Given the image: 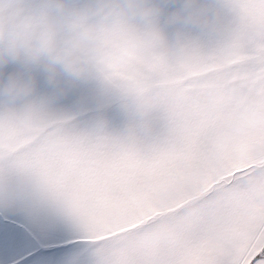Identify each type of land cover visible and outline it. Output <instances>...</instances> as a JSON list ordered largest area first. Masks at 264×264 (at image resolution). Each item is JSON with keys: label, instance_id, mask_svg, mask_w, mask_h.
I'll return each instance as SVG.
<instances>
[{"label": "snow or ice", "instance_id": "1", "mask_svg": "<svg viewBox=\"0 0 264 264\" xmlns=\"http://www.w3.org/2000/svg\"><path fill=\"white\" fill-rule=\"evenodd\" d=\"M98 7L0 0V264H264V0Z\"/></svg>", "mask_w": 264, "mask_h": 264}, {"label": "crops", "instance_id": "2", "mask_svg": "<svg viewBox=\"0 0 264 264\" xmlns=\"http://www.w3.org/2000/svg\"><path fill=\"white\" fill-rule=\"evenodd\" d=\"M53 4L57 5L56 2L57 0H52L51 1ZM127 3H133L134 0H126ZM114 3L119 4L120 0H114ZM104 9V5L101 3L100 6L97 8V10H101ZM188 19L193 20V19H199L198 17H196L195 15L190 14L188 17ZM34 27L32 21H27L25 23V25L23 27H20L19 25L13 23L11 26V30L13 31L14 35V39H12L9 44H8V48L7 51H11V48L13 47L15 50L17 49L20 53V50L23 46H25L28 43V37H27V32L29 30H31ZM69 27H73L72 24H69ZM92 27V26H91ZM9 28V24L7 19L0 15V35H2L6 30H8ZM90 26H86L85 29L83 30V35L85 36V34L90 35V36H86L89 39H96L95 37H91V36H96V32L94 31V29H92V31L90 30ZM92 32V33H91ZM71 40H73V38H71V36H65L64 41L70 43ZM47 43L49 45H53L55 47V49H58L57 44L59 43L54 36H49L48 38L45 39V41L42 43L41 47L39 49L44 50V44ZM38 50V49H37ZM36 50V51H37ZM46 51V50H44ZM20 56V54H19ZM217 87H219V85H217ZM220 101H214L213 103V108L217 107L219 105ZM252 118V114L249 112L247 107H243L241 109V111L239 112V114L234 117L233 121H232V126L235 129L238 130H243V128H245L247 126L248 121ZM259 195L261 196V198H264L261 190H258ZM210 232L216 231L215 227L212 226L210 227ZM37 244L39 246H41V248L43 247V243L41 241H37ZM40 250L42 251L43 249ZM43 252V251H42ZM43 254L45 255H49L50 253H48V251L46 250L45 252H43ZM72 255H73V249L71 248H65V249H61L58 253L57 256L60 257L66 264L67 261H70L72 259Z\"/></svg>", "mask_w": 264, "mask_h": 264}, {"label": "rangeland", "instance_id": "3", "mask_svg": "<svg viewBox=\"0 0 264 264\" xmlns=\"http://www.w3.org/2000/svg\"><path fill=\"white\" fill-rule=\"evenodd\" d=\"M65 2H66V0H57L56 4L58 6L63 7ZM96 3L99 6L101 3L104 5V9H101V10L96 9L97 13H105L106 11H108V9L105 6L108 4L114 3V0H96ZM90 28H91L90 29L91 31H92V29H94L91 26H90ZM85 36H90V35L85 34ZM91 37L96 38V36H91ZM72 44H73V40H71L70 43H68L66 41H64L63 43L59 42L57 44L58 49H55V52H53V53H49L48 51H44L41 49H38L37 51L35 50L32 54L31 59L38 60L42 54L47 53L48 55L52 56L53 59L62 62L64 64L65 69L68 70L69 72H77V73L83 72L84 67L82 65H80L78 58H76L72 55V47H71ZM8 53L10 55H13L16 57H19V54H20L19 51L17 49L15 50L13 47L11 48V51H9ZM0 59H2V57H0ZM3 90L8 92L12 96V98H15L16 95H18L20 92H23L26 94L30 89L28 88L27 85H25L22 88H20L19 92H18L17 85L15 84V81L13 80V83L10 84L7 88H5ZM258 190H260V189L258 188ZM261 193L264 197V190H261ZM40 248H41V246H40ZM41 249H43L42 250L43 252L46 251V249H44V248H41Z\"/></svg>", "mask_w": 264, "mask_h": 264}, {"label": "clouds", "instance_id": "4", "mask_svg": "<svg viewBox=\"0 0 264 264\" xmlns=\"http://www.w3.org/2000/svg\"><path fill=\"white\" fill-rule=\"evenodd\" d=\"M43 47H44V50L48 51L49 53L55 52V47L53 45H49L45 43Z\"/></svg>", "mask_w": 264, "mask_h": 264}]
</instances>
